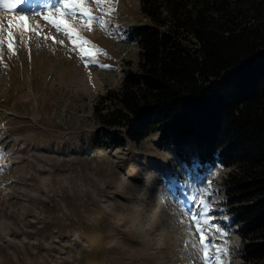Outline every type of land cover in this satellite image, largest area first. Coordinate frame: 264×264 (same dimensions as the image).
<instances>
[{"label":"rangeland","instance_id":"obj_1","mask_svg":"<svg viewBox=\"0 0 264 264\" xmlns=\"http://www.w3.org/2000/svg\"><path fill=\"white\" fill-rule=\"evenodd\" d=\"M10 3L0 0V264H203L194 215L227 248L219 264H241L223 193L228 168L198 172L156 134L118 147L101 136L99 96L137 69L128 32L149 23L139 0H84L106 21L91 32L87 17L50 12L59 0ZM61 18L78 35L50 22Z\"/></svg>","mask_w":264,"mask_h":264},{"label":"trees","instance_id":"obj_2","mask_svg":"<svg viewBox=\"0 0 264 264\" xmlns=\"http://www.w3.org/2000/svg\"><path fill=\"white\" fill-rule=\"evenodd\" d=\"M139 2L137 69L99 96L101 136L118 147L156 134L198 172L228 168L241 264H264V0Z\"/></svg>","mask_w":264,"mask_h":264},{"label":"snow or ice","instance_id":"obj_3","mask_svg":"<svg viewBox=\"0 0 264 264\" xmlns=\"http://www.w3.org/2000/svg\"><path fill=\"white\" fill-rule=\"evenodd\" d=\"M23 2L24 0H12V3L6 4L5 7L14 9ZM95 2L99 5L100 3H102V0H95ZM51 11L59 12L61 17H63L65 14H71L73 18H76L78 15L82 17H87L89 24L88 26L89 32L92 31V27H91L92 23H99L102 29H104L106 25V21L104 20L103 16L90 15L92 10L85 6L84 0H59V4L56 6L54 10H50V12ZM114 12H115V8H109L107 12H105V15H110ZM17 15L19 16L20 20L27 19V16L25 15H21V14H17ZM35 15H39V14L36 13ZM44 19L48 20L49 17L45 16ZM50 22L53 24L54 27L57 28L58 31L63 29L66 35H69L70 33L78 35V33H76V30L72 28V26L68 23L67 20L61 18V20L59 21L51 20ZM9 23H11V21H9ZM29 31H32V29H29ZM8 39L9 40L12 39L11 33H9ZM52 39L54 43H59L60 45H63L64 43L63 41H58V42L55 41L54 37ZM80 40L82 44H91V41H88L86 38L80 37ZM72 42L73 44H75L76 40H73ZM24 43L27 42L24 41ZM93 47L95 46L93 45ZM81 50L85 52L89 51L88 49H83V48ZM9 51L12 52V54H15V51L13 50L11 43H9ZM73 51H75V49H73ZM0 56H2V51H0ZM91 62L95 63L94 60ZM97 66L107 67V65H103V64H98ZM85 67H88L87 63L85 64ZM211 183L212 181L208 182L209 187H211ZM200 204L204 205L205 201L201 199ZM205 211H208V209L206 208ZM206 224H208L207 219H205L202 223H198L197 216L196 215L193 216V226L195 228V234L199 237V239L192 244V247L199 248L200 258L202 259L203 264H213V262H215V264H219L221 259L220 253H224L225 255H227V248L224 246L218 247L215 244V238L211 240L208 239V237L206 236L208 230L207 228L203 227V225ZM214 231L218 234L219 237H223L226 234L222 232L219 228H215ZM212 249H215L214 255L211 251Z\"/></svg>","mask_w":264,"mask_h":264}]
</instances>
